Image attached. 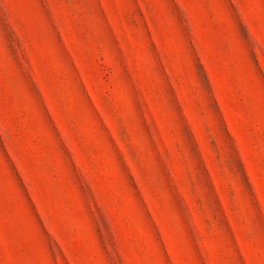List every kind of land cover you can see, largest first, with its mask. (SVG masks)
<instances>
[{
  "label": "rangeland",
  "instance_id": "374dc122",
  "mask_svg": "<svg viewBox=\"0 0 264 264\" xmlns=\"http://www.w3.org/2000/svg\"><path fill=\"white\" fill-rule=\"evenodd\" d=\"M0 264H264V0H0Z\"/></svg>",
  "mask_w": 264,
  "mask_h": 264
}]
</instances>
